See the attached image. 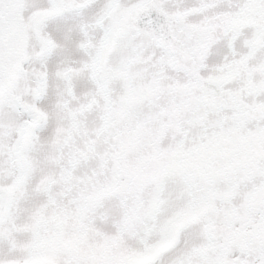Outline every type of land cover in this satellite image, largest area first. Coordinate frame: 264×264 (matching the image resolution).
Here are the masks:
<instances>
[{
  "label": "snow or ice",
  "instance_id": "1",
  "mask_svg": "<svg viewBox=\"0 0 264 264\" xmlns=\"http://www.w3.org/2000/svg\"><path fill=\"white\" fill-rule=\"evenodd\" d=\"M264 264V0H0V264Z\"/></svg>",
  "mask_w": 264,
  "mask_h": 264
},
{
  "label": "rangeland",
  "instance_id": "2",
  "mask_svg": "<svg viewBox=\"0 0 264 264\" xmlns=\"http://www.w3.org/2000/svg\"><path fill=\"white\" fill-rule=\"evenodd\" d=\"M52 244L53 241L51 240L41 239L37 244V254L34 255L31 259L25 261V264H46L47 256L45 255V252L52 246ZM131 258H133V260L130 261V258H128L127 264H140L139 258Z\"/></svg>",
  "mask_w": 264,
  "mask_h": 264
},
{
  "label": "bare ground",
  "instance_id": "3",
  "mask_svg": "<svg viewBox=\"0 0 264 264\" xmlns=\"http://www.w3.org/2000/svg\"><path fill=\"white\" fill-rule=\"evenodd\" d=\"M129 260H130V261H132V260H133V258H130Z\"/></svg>",
  "mask_w": 264,
  "mask_h": 264
}]
</instances>
